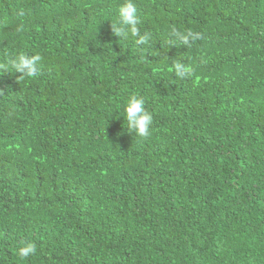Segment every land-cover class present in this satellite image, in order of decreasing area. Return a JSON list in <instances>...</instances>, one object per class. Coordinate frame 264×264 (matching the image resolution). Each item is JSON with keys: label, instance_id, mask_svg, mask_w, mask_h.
I'll list each match as a JSON object with an SVG mask.
<instances>
[{"label": "trees", "instance_id": "1", "mask_svg": "<svg viewBox=\"0 0 264 264\" xmlns=\"http://www.w3.org/2000/svg\"><path fill=\"white\" fill-rule=\"evenodd\" d=\"M125 2L0 0V63L42 57L0 69V264H264V0H132L145 45L111 34Z\"/></svg>", "mask_w": 264, "mask_h": 264}, {"label": "clouds", "instance_id": "2", "mask_svg": "<svg viewBox=\"0 0 264 264\" xmlns=\"http://www.w3.org/2000/svg\"><path fill=\"white\" fill-rule=\"evenodd\" d=\"M18 17L25 15L24 9H20L16 13ZM141 23L140 18L137 15L136 5L132 0H126L125 4L119 8V22L112 23L111 34L120 37L127 38L129 34L135 38L137 45H145L151 39V33H141L138 25ZM15 31L21 33L24 31V25L20 24L16 27ZM167 45L169 47L185 46L191 48L194 42L203 40L205 37L202 33L187 29L180 31L175 25L171 26L167 33ZM42 60L39 54L32 56L24 53H19L14 56H7L5 61L0 63V69L20 75L16 77L17 82L24 80L25 78H36L41 72L38 64ZM169 71H174L179 79H188L194 75L195 69L191 64L182 63L180 60H172V65ZM199 80V77L196 78ZM6 94L3 88H0V95ZM126 121L128 126V132L134 133L135 137L147 139L151 135V126L154 121L153 115L146 110L145 101L142 97L132 95L125 107ZM37 252V246L35 243H27L25 246L19 249L18 255L22 259H26L31 255H35Z\"/></svg>", "mask_w": 264, "mask_h": 264}]
</instances>
